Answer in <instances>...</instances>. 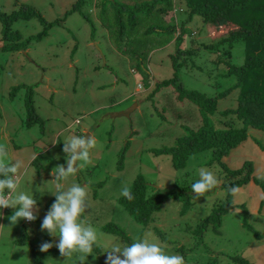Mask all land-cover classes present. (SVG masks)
<instances>
[{
    "label": "rangeland",
    "instance_id": "rangeland-1",
    "mask_svg": "<svg viewBox=\"0 0 264 264\" xmlns=\"http://www.w3.org/2000/svg\"><path fill=\"white\" fill-rule=\"evenodd\" d=\"M77 1L79 5L71 11ZM133 1L0 0V12L6 15L23 4L33 6L48 31L38 38L44 31L39 17L18 18L12 20L11 27L23 43L16 50L0 46V144L8 147L13 161L21 162L17 193L33 195L39 209L37 218L28 224L24 219L12 224L9 217L14 209H0V264H105V252L113 244L124 247L145 234L157 239L167 253L182 255L185 264H235L230 259L233 256L264 264V206L258 209L264 194L260 187L250 182L236 189L232 201L238 206L221 215L217 231L207 226L197 236L191 229L226 203L225 190L220 188L221 167L209 164L211 150L190 155L180 169L172 167L169 156L153 153L172 147L186 129L199 123L196 105L178 100L175 84L212 97L231 88L235 79L221 76L224 70L217 65L219 52L202 46L210 42L203 22L193 15L187 23V10L178 0L174 11L164 12L156 24L167 28L174 23L177 32L186 22L180 42L167 31L143 33V27L156 26V16L149 20L141 16L148 6H138L134 11L141 20L137 33L122 38L113 35L117 9L133 10ZM51 22L54 24L48 25ZM231 54L233 64L243 63L241 43L231 48ZM175 76V84L159 85ZM28 86L33 88L34 109L43 121L42 128L38 124L29 127L25 122ZM236 98L235 90L218 99L211 117L215 127H220L219 112L235 108ZM83 134L97 141L91 150L92 163L61 183L65 188L73 183L87 186V208L80 220L96 229L98 241L94 246L98 249L86 257L81 253L71 257L44 255L40 251L43 243H51L55 249L59 241L58 236L41 230L42 220L55 201L52 170L59 164L67 165L65 138ZM248 134L250 138L223 162L229 168H239L249 161L253 176L262 178L264 132L251 129ZM201 168L211 170L219 184L196 199L191 185L199 179ZM138 176L151 186L147 194L151 195L154 188L161 194L170 189L182 193L180 201H164L148 226L137 223L118 203L122 187L130 188ZM187 201L189 208L180 213ZM105 227H116L123 236L105 231Z\"/></svg>",
    "mask_w": 264,
    "mask_h": 264
},
{
    "label": "trees",
    "instance_id": "trees-1",
    "mask_svg": "<svg viewBox=\"0 0 264 264\" xmlns=\"http://www.w3.org/2000/svg\"><path fill=\"white\" fill-rule=\"evenodd\" d=\"M178 1L187 10V23L191 21L193 15L199 16L203 22V28L210 42L202 46L207 50L219 52L216 58L217 65L220 66L221 70H224L221 76L235 79V83L231 88L218 96L212 97L196 91H186L181 83L175 84L177 82L176 76L159 83L160 86L175 84L177 99L181 101L186 99L196 105L199 111V123L195 128L186 129L185 135L177 138L172 147L154 150L153 153L169 156L172 167L180 169L186 165V160L190 155L204 150H211L212 159L209 164H217L222 169L221 176L223 180H221L220 188L222 187L225 190L226 203L221 204L212 215L198 222L197 226L191 229L199 231H194L199 236L207 226L213 227V230L217 231L221 215L228 212L232 207L238 206L233 204L232 194L234 193L230 189H238L251 182L253 185L260 187L264 194V177L256 178L253 176V166L249 161H245L239 168H229L223 162V159L234 148L250 138L249 130L264 132V0ZM133 2V6H136L133 10L117 9L113 17L116 25L113 35L122 38L124 35L131 37L135 32L137 33L141 20L137 18L138 13L134 11L138 9V6H148L145 9L146 14L142 13L141 16L147 20L156 16L157 20L153 21L156 26L143 27V33L161 34L167 31L171 35H175L174 40L176 43L181 41L185 34L183 27L187 24L186 22L181 23V29L179 28L177 32L174 23L172 26L167 25V28L156 24L164 12L167 11L168 14L171 11L176 0H145L144 3L139 5L140 0H134ZM78 5L79 1L74 4L71 11H75ZM153 12L155 14H152ZM34 17H39L44 24V31L36 36L41 38L42 35L48 32L47 24L33 6L23 4L18 10L8 15L0 12L1 48L16 50L23 43L19 42L21 39L20 34L11 27L12 20L18 18L30 20ZM57 22L55 21V23ZM53 24L54 22L48 23V25ZM237 43L242 44L244 53V60L240 65L233 64L231 61V48ZM235 90L237 91L236 107L225 108L220 111V119H218L220 127H215L211 117L215 115L218 99ZM25 94V122L29 127L38 124L42 128L43 121L34 109L33 88L31 86L26 87ZM122 157L123 152L119 154L117 160L119 170L122 169ZM35 161L36 158L31 163L33 164ZM148 187L151 186L147 185L141 176H138L130 187L134 199L128 200L122 196L118 200V203L142 226H148L154 220V214L159 212L167 199L182 200V193L179 195L180 192L175 189H170L167 193L161 194L155 191L154 188L153 193L150 195L147 194ZM263 206L264 197L260 200L258 209ZM188 208L189 201L184 202L180 213H185ZM104 229L115 235L123 236L121 230L116 227H110V229L105 227ZM33 249V246L30 245V251ZM93 249L98 248L93 246ZM43 254L60 255L58 248H50ZM230 259L235 264H251L241 256H233ZM39 264H41V261H39ZM213 264H216V262H213Z\"/></svg>",
    "mask_w": 264,
    "mask_h": 264
},
{
    "label": "clouds",
    "instance_id": "clouds-1",
    "mask_svg": "<svg viewBox=\"0 0 264 264\" xmlns=\"http://www.w3.org/2000/svg\"><path fill=\"white\" fill-rule=\"evenodd\" d=\"M173 6L169 13L174 11ZM96 147L97 141L92 135L87 138L84 134L66 137L63 142V152L66 154L67 167L59 164L52 170L53 180L56 181V190L52 193L55 201L42 220L41 230L46 231L50 236L59 237L55 246L62 257H71L73 253L89 256L98 241L96 229L80 220L87 208V186L73 183L65 188L61 183L92 163L91 150ZM20 167L21 162L12 160L8 147L0 144V177H2L0 178V209H14L9 217L12 224H16L20 219L34 221L39 210L33 195L25 192L17 193L21 179ZM218 184L219 180L211 170L201 168L199 179L191 185L194 198L203 197ZM230 191L235 193L236 189ZM120 195L128 200L134 199L131 189L127 186L122 187ZM51 247L53 244L45 242L40 246V251L47 252ZM105 253H107L105 264H185L182 255L167 253L164 246L149 234L124 247L113 244Z\"/></svg>",
    "mask_w": 264,
    "mask_h": 264
},
{
    "label": "built area",
    "instance_id": "built-area-1",
    "mask_svg": "<svg viewBox=\"0 0 264 264\" xmlns=\"http://www.w3.org/2000/svg\"><path fill=\"white\" fill-rule=\"evenodd\" d=\"M24 222L27 224V223H29L30 221L24 220Z\"/></svg>",
    "mask_w": 264,
    "mask_h": 264
},
{
    "label": "crops",
    "instance_id": "crops-1",
    "mask_svg": "<svg viewBox=\"0 0 264 264\" xmlns=\"http://www.w3.org/2000/svg\"><path fill=\"white\" fill-rule=\"evenodd\" d=\"M2 45V43L0 42V46Z\"/></svg>",
    "mask_w": 264,
    "mask_h": 264
},
{
    "label": "water",
    "instance_id": "water-1",
    "mask_svg": "<svg viewBox=\"0 0 264 264\" xmlns=\"http://www.w3.org/2000/svg\"><path fill=\"white\" fill-rule=\"evenodd\" d=\"M66 167H67V165H66ZM66 167H65V168H66Z\"/></svg>",
    "mask_w": 264,
    "mask_h": 264
}]
</instances>
